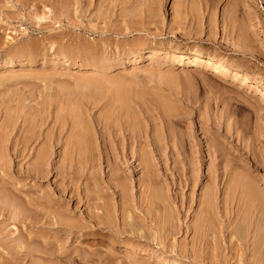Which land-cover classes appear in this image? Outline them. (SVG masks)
<instances>
[{
	"label": "rangeland",
	"instance_id": "374dc122",
	"mask_svg": "<svg viewBox=\"0 0 264 264\" xmlns=\"http://www.w3.org/2000/svg\"><path fill=\"white\" fill-rule=\"evenodd\" d=\"M243 75L263 91L264 0H0V264H264Z\"/></svg>",
	"mask_w": 264,
	"mask_h": 264
},
{
	"label": "bare ground",
	"instance_id": "6f19581e",
	"mask_svg": "<svg viewBox=\"0 0 264 264\" xmlns=\"http://www.w3.org/2000/svg\"><path fill=\"white\" fill-rule=\"evenodd\" d=\"M165 51H163V49H158V48H156V49H153V53L154 54H163ZM172 52L173 53H181V54H183V59L184 60H187V62H183V61H177L175 64L177 65V66H185V67H202L203 69H207V70H213V72L214 73H217V74H222L223 73V75L225 76V77H227V75H226V73H232V72H234V73H237V74H240V69L237 67V66H233V65H231V64H229V63H227V62H225V61H222V60H218L217 58H215L214 56H211V55H208V54H201V53H194V52H185L183 49H181V48H174L173 50H172ZM190 61V62H189ZM241 85L242 86H246V85H249V88L251 89V90H255L257 93H263V91H264V86H263V91H260L258 88H256L253 84H251L250 83V79L248 78V76H246V75H243L242 76V79H241ZM257 89V90H256ZM189 126V125H188ZM189 128H191V127H189ZM187 135H186V137H188V136H190L189 135V129H188V127H187ZM195 131V130H194ZM191 134V133H190ZM193 134V133H192ZM133 135V134H132ZM205 135V134H204ZM192 137V135L190 136V137H188L189 139ZM133 138H134V136H133ZM188 138H185L186 140L188 139ZM184 139V140H185ZM184 140H181V141H183V142H185ZM188 141V143H189V140H187ZM182 143V142H181ZM26 144V142L24 143V145ZM185 144H186V142H185ZM181 145V147L183 146V147H185L186 145ZM190 144V143H189ZM211 145V144H210ZM193 147V146H192ZM209 148H210V146H209ZM192 149V148H191ZM210 151H212V150H210ZM44 158V157H43ZM144 159H143V157L141 158V162L143 161ZM145 162H147V160H144ZM149 161V160H148ZM140 162V163H141ZM144 162V163H145ZM143 164V162L140 164V165H142ZM146 164V163H145ZM151 165V163L149 162L148 163V165ZM144 165V164H143ZM147 165V164H146ZM147 165V167L145 166V168H150V165L148 166ZM242 180H244V179H241V182L239 181V182H235V183H237V185H240V183H242V182H244V181H242ZM69 183H72L73 184V182L71 181H69ZM71 184V185H72ZM243 184H245V182L244 183H242V185ZM241 185V186H242ZM243 186H245V185H243ZM215 188V187H214ZM246 188V187H245ZM244 188V189H245ZM250 188H252V185H251V187H248L247 189L249 190ZM253 189V188H252ZM67 190V189H66ZM247 190V192L249 193V191L251 190H249L248 191ZM75 191V190H74ZM245 192H246V190H245ZM250 192H252V195H254V191L253 190H251ZM247 194V193H246ZM250 194V193H249ZM211 195V193L210 194H208V198H209V200H212V195ZM248 195V194H247ZM203 201V200H202ZM201 201V202H202ZM203 205V204H202ZM56 221H58V225H60L59 224V222L60 223H62L63 224V222H61V220H56ZM61 224V225H62ZM132 251H136V252H138V253H140V254H144V255H146L147 254V252H145V251H137V250H134L133 248H130Z\"/></svg>",
	"mask_w": 264,
	"mask_h": 264
}]
</instances>
